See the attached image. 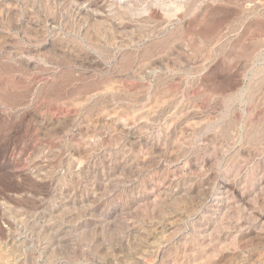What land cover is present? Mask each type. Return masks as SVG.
<instances>
[{"label":"rangeland","instance_id":"rangeland-1","mask_svg":"<svg viewBox=\"0 0 264 264\" xmlns=\"http://www.w3.org/2000/svg\"><path fill=\"white\" fill-rule=\"evenodd\" d=\"M0 264H264V0H0Z\"/></svg>","mask_w":264,"mask_h":264}]
</instances>
